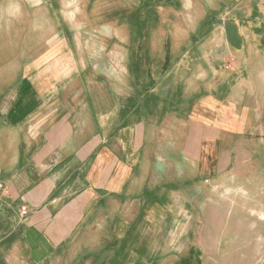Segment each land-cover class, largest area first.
Segmentation results:
<instances>
[{
	"label": "crops",
	"instance_id": "crops-1",
	"mask_svg": "<svg viewBox=\"0 0 264 264\" xmlns=\"http://www.w3.org/2000/svg\"><path fill=\"white\" fill-rule=\"evenodd\" d=\"M163 1L165 7L171 4L165 15L158 7ZM141 2L148 3L150 22L156 9L161 13L156 22L166 39L159 48L168 53L160 55L159 75L144 79L157 82L151 92L161 91L167 107L154 123L144 116L142 102L120 128L113 109V128L106 125L111 148L103 140L101 112L61 94L67 85L55 78L61 70L56 63L51 71L49 56L53 51L59 58L58 49L50 50L43 39L46 49L34 55L31 39L17 40L14 21L0 20V181L9 191L0 197V264H123L120 220L109 224L104 206V198L118 197L120 177L128 178L116 173L114 140L136 156L151 127L160 137L168 131L175 144H195L174 151L176 158L197 164L194 180L230 185L240 179L243 196L231 203L238 218L244 216V227L226 240L214 235L213 243L201 234L200 254H230L231 264H239L244 252L246 264H264V0ZM177 112L193 127L186 136L172 120ZM235 156L242 158L236 169ZM22 206L29 211L24 220L18 213ZM252 218L260 219L257 228L249 224Z\"/></svg>",
	"mask_w": 264,
	"mask_h": 264
},
{
	"label": "rangeland",
	"instance_id": "rangeland-1",
	"mask_svg": "<svg viewBox=\"0 0 264 264\" xmlns=\"http://www.w3.org/2000/svg\"><path fill=\"white\" fill-rule=\"evenodd\" d=\"M165 4L158 3V7L165 8L162 15L171 6ZM149 9L148 3L141 0H0V20L14 21L17 40L24 35L25 40L31 39L34 55L46 49L43 39L50 50L58 49L59 58L53 51L49 56L51 65L55 64L51 71L55 73L57 66L61 70L55 78L63 79L67 85L61 94L77 96L86 110L101 112L103 140L111 148L106 125L113 128V109L118 113L117 128L126 124L132 108L139 112L142 102L147 111L144 116L150 122H158L165 115L163 93L151 92L158 87L157 82L144 79L148 76L154 80L159 75L160 55L167 52L159 48L166 39L156 22V15L161 13L156 9L150 22ZM27 35L31 38L27 39ZM144 54L149 66H144ZM226 63L225 68L230 70L233 66ZM68 106L75 109L76 103L69 101ZM173 114L172 120L181 124L184 136L193 130L184 112H177L178 118ZM151 128L145 132L142 149L136 156L125 142L121 147L114 140L116 173L127 174L128 178L120 177L118 197L104 198V206L109 224L120 220L123 264H231L230 254H200L198 237L207 235L213 243L214 235L226 240L232 230L244 227V216L238 218L240 214L231 203L234 196H243L240 179L234 180V189L229 188L233 184L220 180H194L192 169L197 164L176 158L174 152L183 147L187 151L190 143L175 144L168 131L160 137L159 131ZM251 140L257 145L258 139L252 136ZM125 159L126 163L121 164ZM231 161L236 169L242 158L235 156ZM118 164L122 166L120 171ZM250 222L257 228L260 219L252 218ZM109 231L117 241L116 230ZM239 258V264L247 263L244 252H239Z\"/></svg>",
	"mask_w": 264,
	"mask_h": 264
},
{
	"label": "built area",
	"instance_id": "built-area-1",
	"mask_svg": "<svg viewBox=\"0 0 264 264\" xmlns=\"http://www.w3.org/2000/svg\"><path fill=\"white\" fill-rule=\"evenodd\" d=\"M8 195H9V191H8L7 187L0 181V197L8 196ZM18 213H19L20 219L24 220L27 218L29 211H28V208L26 206H22L19 209Z\"/></svg>",
	"mask_w": 264,
	"mask_h": 264
}]
</instances>
